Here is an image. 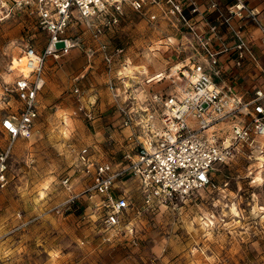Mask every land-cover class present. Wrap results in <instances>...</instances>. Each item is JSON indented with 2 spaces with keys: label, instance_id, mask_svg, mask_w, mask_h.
I'll list each match as a JSON object with an SVG mask.
<instances>
[{
  "label": "rangeland",
  "instance_id": "1",
  "mask_svg": "<svg viewBox=\"0 0 264 264\" xmlns=\"http://www.w3.org/2000/svg\"><path fill=\"white\" fill-rule=\"evenodd\" d=\"M18 1L0 0V83L18 74L10 70L12 62L22 70L27 44L41 52L47 43L36 15ZM121 8L115 22L110 21L112 13L95 19L104 25L99 39L74 14L65 33L74 46L45 59L33 134L14 140L7 183L0 187L3 263L264 264V136L256 138L262 152L243 146L227 163L214 167L212 186L173 201L147 206L135 181L118 183L131 203L113 235L101 229L98 212L85 197L73 205L66 202L86 184L77 170L79 149L86 148L95 159L115 161L128 147L129 134L123 131L118 105H142L150 94L171 93L184 83L181 75L174 79L179 69L188 67L180 63L188 56L187 37L181 34L183 52L172 61L160 51L177 43L182 46L176 37L188 30L172 18L150 20L154 9L137 12L127 4ZM244 28L264 68L259 29L253 22ZM100 43L114 54L110 65ZM116 49L122 52L115 54ZM135 67H144L143 72ZM262 71H245L253 77L248 98L264 86ZM79 105L91 112L92 119L73 113ZM94 123L96 129L101 125V132L93 129ZM8 140L0 132V149ZM68 175L70 190L61 184Z\"/></svg>",
  "mask_w": 264,
  "mask_h": 264
},
{
  "label": "built area",
  "instance_id": "2",
  "mask_svg": "<svg viewBox=\"0 0 264 264\" xmlns=\"http://www.w3.org/2000/svg\"><path fill=\"white\" fill-rule=\"evenodd\" d=\"M208 1L215 8V1ZM249 1L230 0L227 17H221V23L208 25L212 36L200 42L205 63L179 69L174 81L181 75L184 83L178 89L167 94L152 93L142 105H118L122 125L129 129L128 147L120 159L97 161L86 148L77 151V170L86 184L66 202L73 205L79 197H85L98 212L106 234L119 231L130 208V197L117 187L118 183L134 180L142 201L151 206L212 186L214 167L227 163L243 146L262 152L256 138L264 136V86L255 88L246 98L232 85L218 82L227 58L236 67H241L244 60L257 59L244 26L253 22L264 39V18H259V11L249 6ZM18 4L30 7L36 15L39 28L47 34V43L41 52L27 44L21 56L26 71L11 65L10 70L16 69L18 74L12 81L0 83V132L9 137L0 149V187L7 183V161L14 140L33 134L45 59L50 55L58 57L74 46L72 39L65 36L74 14L91 29L95 39L104 33V25L95 23V19L112 13L110 21L115 22V14L122 12L123 4L137 12L154 9L148 15L150 20L172 18L192 34L197 18L204 20L196 0H20ZM221 26L226 28L224 33L219 32ZM228 38L233 40L232 46L227 45ZM99 50L110 65L114 54L107 53L105 43L99 44ZM121 52L116 49L115 54ZM80 112L92 119L91 112L82 105L73 113ZM61 184L70 190V175L64 176ZM0 264H4L1 257Z\"/></svg>",
  "mask_w": 264,
  "mask_h": 264
},
{
  "label": "crops",
  "instance_id": "3",
  "mask_svg": "<svg viewBox=\"0 0 264 264\" xmlns=\"http://www.w3.org/2000/svg\"><path fill=\"white\" fill-rule=\"evenodd\" d=\"M214 1L216 3V6L215 8H212L210 7L208 0H196L197 5L199 7V11L201 12V15L204 17V20L200 21L199 18L195 17L197 18V21H195L196 23L194 24L195 25L194 34H192L190 31L188 32L181 31L178 33V36L176 37L177 40L182 39L181 38L182 33H184L182 36L187 37L188 39V43L186 46L187 48L186 54L188 56L184 60L180 61L181 65L192 66V64H198V63L204 64L205 63L204 56L202 54L201 45H200V42H202L201 39L203 38L205 39L206 37L212 36V34L209 31V26H208L209 24L211 25V24H214L215 22L217 23L218 21L221 23V17L223 18L227 17L226 6L229 4L230 0H214ZM248 4L249 6L257 8V10L259 11V15H258L259 18H264V0H250ZM249 22H247L248 25H249ZM180 24H181L182 29L186 28L182 23ZM219 29H220L219 30L220 33H224L226 28L225 26H221ZM186 30L188 29L186 28ZM231 38L227 39V45L229 46H232L234 43L233 40H231ZM179 41H180L179 44H181L182 41L181 40ZM182 48H184L183 43H182V46H179L177 43L176 46H172L171 48L167 46L164 47L160 52L162 53V56L165 54L167 55L166 59L172 61V59H175V57H177V55H179L180 52H183ZM255 54L258 59H256L255 61L250 60V59L244 60L241 67H236L233 63V60L231 58H227L226 61H224L225 62L223 66L224 72L222 75L223 77L220 78L218 82L220 83L223 81L227 84L232 85L233 89L236 92L242 93L246 98H248L247 93L252 90L251 87L253 84V81H252L253 77H252V74H250V72H245V71L246 70L248 71L249 69L251 70L253 69V71L264 69L262 68V66H260L259 56L256 53V51H255ZM237 85H241L244 91H242L240 87L237 88ZM154 93H158V92H154ZM127 106H129V104ZM96 126L97 124L94 123L92 125L93 129L96 130L97 132H101L102 131L100 127L101 125L99 126L98 129H96L97 128ZM123 131L129 134V129L124 128ZM96 160L97 161H108V160H99V159H96Z\"/></svg>",
  "mask_w": 264,
  "mask_h": 264
},
{
  "label": "bare ground",
  "instance_id": "4",
  "mask_svg": "<svg viewBox=\"0 0 264 264\" xmlns=\"http://www.w3.org/2000/svg\"><path fill=\"white\" fill-rule=\"evenodd\" d=\"M13 64H14V66H13ZM21 65H22V67H23V60H22ZM16 67L20 69V65H19V64H16V63H13V62H12V68H16ZM133 68H134V67H133ZM176 68H177V67H176ZM131 69H132V68H131ZM135 69H137L138 72H141V71H143L144 68H143V67H137V68L135 67ZM135 69H134V70H135ZM22 70H23L24 72L26 71V69H24V68H22ZM128 71H129V70H128ZM137 71H136V72H137ZM130 72H132V71H130ZM130 76H131V75H130ZM134 78H135V77H134ZM261 161L264 162V157H261Z\"/></svg>",
  "mask_w": 264,
  "mask_h": 264
},
{
  "label": "snow or ice",
  "instance_id": "5",
  "mask_svg": "<svg viewBox=\"0 0 264 264\" xmlns=\"http://www.w3.org/2000/svg\"><path fill=\"white\" fill-rule=\"evenodd\" d=\"M23 86V85H22Z\"/></svg>",
  "mask_w": 264,
  "mask_h": 264
}]
</instances>
